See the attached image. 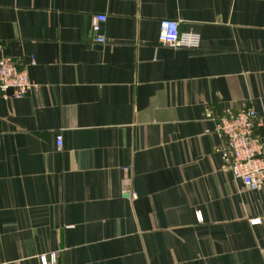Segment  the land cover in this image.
<instances>
[{"label":"crops","instance_id":"0c3cea01","mask_svg":"<svg viewBox=\"0 0 264 264\" xmlns=\"http://www.w3.org/2000/svg\"><path fill=\"white\" fill-rule=\"evenodd\" d=\"M2 55L36 85L0 93V264H264V185L216 132L251 106L264 139V0H0Z\"/></svg>","mask_w":264,"mask_h":264},{"label":"built area","instance_id":"2783aa9c","mask_svg":"<svg viewBox=\"0 0 264 264\" xmlns=\"http://www.w3.org/2000/svg\"><path fill=\"white\" fill-rule=\"evenodd\" d=\"M106 15L97 13L91 27V36L95 42L104 43L102 34ZM158 42L170 48H195L200 45L201 36L196 32L180 31L179 21L160 19L157 33ZM30 64L36 63V58L30 56ZM36 84L30 79L25 66H20L12 57H0V93L6 97L19 98L28 94ZM207 116L211 117L210 114ZM259 122L258 115L251 107H243L237 111L228 108L216 117V132L222 138L223 160L226 170L233 178L239 179L244 188L260 190L264 185V139L259 137L254 128ZM57 147L61 148L64 136L56 135ZM131 197L134 193L122 189ZM251 223H259L260 218H253ZM57 252L40 255L41 264H55Z\"/></svg>","mask_w":264,"mask_h":264}]
</instances>
